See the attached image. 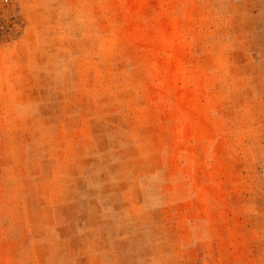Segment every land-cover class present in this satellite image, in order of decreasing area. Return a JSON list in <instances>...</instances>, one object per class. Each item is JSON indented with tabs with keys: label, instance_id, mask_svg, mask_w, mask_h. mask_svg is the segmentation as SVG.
<instances>
[{
	"label": "rangeland",
	"instance_id": "obj_1",
	"mask_svg": "<svg viewBox=\"0 0 264 264\" xmlns=\"http://www.w3.org/2000/svg\"><path fill=\"white\" fill-rule=\"evenodd\" d=\"M0 264H264V0H0Z\"/></svg>",
	"mask_w": 264,
	"mask_h": 264
}]
</instances>
